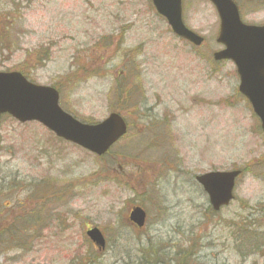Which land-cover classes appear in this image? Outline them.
<instances>
[{
    "label": "rangeland",
    "instance_id": "374dc122",
    "mask_svg": "<svg viewBox=\"0 0 264 264\" xmlns=\"http://www.w3.org/2000/svg\"><path fill=\"white\" fill-rule=\"evenodd\" d=\"M246 1L243 19L263 23V6ZM185 3L200 48L177 38L149 0H0V72L54 86L82 122L117 112L130 126L98 159L40 125L5 120L0 239L7 244L13 226L31 244L1 250L0 264H141L160 249L167 264H264V246L246 248L236 223L253 224L264 242V136L234 64L213 60L217 12L208 0ZM235 169L244 170L236 200L213 215L195 178ZM135 206L148 211L149 244L126 228ZM89 226L106 236L104 252L88 244Z\"/></svg>",
    "mask_w": 264,
    "mask_h": 264
},
{
    "label": "water",
    "instance_id": "95a60500",
    "mask_svg": "<svg viewBox=\"0 0 264 264\" xmlns=\"http://www.w3.org/2000/svg\"><path fill=\"white\" fill-rule=\"evenodd\" d=\"M221 19L218 39L225 49L214 55L216 61L231 60L237 67L240 92L251 102L262 121L264 131V27L246 26L239 17L232 0H212ZM157 11L167 18L173 31L180 37L200 46L203 39L190 31L182 21L181 0H153ZM10 114L21 122L36 121L57 136L103 155L120 137L127 125L118 114H111L99 125H85L64 113L59 106V94L53 88L29 83L19 73H0V117ZM240 171L210 172L196 178L210 197L215 210L228 205ZM131 219L143 226L146 214L135 209ZM89 236L103 246L97 232Z\"/></svg>",
    "mask_w": 264,
    "mask_h": 264
},
{
    "label": "trees",
    "instance_id": "16d2710c",
    "mask_svg": "<svg viewBox=\"0 0 264 264\" xmlns=\"http://www.w3.org/2000/svg\"><path fill=\"white\" fill-rule=\"evenodd\" d=\"M129 115L133 116V112L130 111ZM48 220H52V217L51 216L48 217ZM236 223L239 225V227L244 228L242 230V233H243L242 241L244 242V244L251 242L248 246H246V248L251 247V249L254 248L255 250H258L264 244L263 241L261 242L260 236L258 234H257V237H255L254 233H258L259 231L251 228V226L253 224L247 223L248 226H242V220H239ZM262 228H263L262 230H264V225L262 226ZM260 233H263V232L260 231ZM26 237H29V239H24ZM30 237H31L30 234L28 236L27 235H19V229L17 231L16 228H14L12 226L10 229L9 235H8V241L9 242L7 244H5L0 239V251L4 250L5 252H9L10 250L13 251V250L17 249V247L19 248V250L28 249L29 245L31 244V241H30L31 238ZM230 240L232 241L233 239L230 237ZM24 243L28 244V248L23 247ZM11 246L13 247L12 249H11ZM243 247H245V246H243Z\"/></svg>",
    "mask_w": 264,
    "mask_h": 264
},
{
    "label": "flooded vegetation",
    "instance_id": "af4514ba",
    "mask_svg": "<svg viewBox=\"0 0 264 264\" xmlns=\"http://www.w3.org/2000/svg\"><path fill=\"white\" fill-rule=\"evenodd\" d=\"M235 2V4L237 5L238 9H239V13H240V16H241V19L243 20L244 23L246 24H249V25H256V26H263L264 25V22L263 23H259V24H251V23H247L244 19H243V13H242V9H241V5L240 3L238 2V0H233ZM186 0H182V6H183V10L186 8ZM250 4L246 1V5L248 7H257V6H263L264 8V0H249ZM264 10V9H263ZM137 207V206H135ZM134 208V207H133ZM132 208V209H133ZM131 209V211H132ZM130 211V212H131ZM147 212V211H146ZM149 217H148V212H147V218H146V223L148 224L149 222ZM127 224V223H126ZM128 225V224H127ZM128 229H132L134 232H136L138 235H144V238L146 239V243H148L149 241V238H148V231H150V228L149 226H144V227H140L136 224H133L131 227H126ZM125 228V229H126ZM91 228H85L86 232L88 230H90ZM125 229H121V230H125ZM227 243V242H226ZM94 246V245H93ZM94 248V247H93ZM165 250V248H164ZM162 249H160L158 252H153L155 254H153V256L155 255H160L162 254ZM149 255H152V254H149ZM147 256V255H145ZM144 256V257H145ZM160 256L156 257L153 261H145V263H141V264H167L166 262H164V260H162L161 258H159ZM146 258V257H145ZM192 257L190 256V259ZM191 260H186L185 258H181V259H170L169 260V263H173V264H191L190 262ZM129 264V263H127Z\"/></svg>",
    "mask_w": 264,
    "mask_h": 264
}]
</instances>
